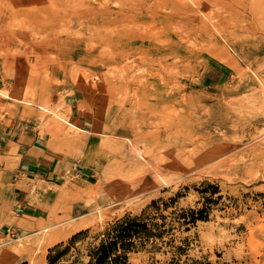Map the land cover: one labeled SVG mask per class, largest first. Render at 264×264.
Masks as SVG:
<instances>
[{"label":"rangeland","instance_id":"374dc122","mask_svg":"<svg viewBox=\"0 0 264 264\" xmlns=\"http://www.w3.org/2000/svg\"><path fill=\"white\" fill-rule=\"evenodd\" d=\"M263 79L264 0H0V264L126 216L131 264H264Z\"/></svg>","mask_w":264,"mask_h":264},{"label":"trees","instance_id":"16d2710c","mask_svg":"<svg viewBox=\"0 0 264 264\" xmlns=\"http://www.w3.org/2000/svg\"><path fill=\"white\" fill-rule=\"evenodd\" d=\"M86 234L87 231H81L73 235L67 245L62 243L50 249L49 264H58L65 259ZM154 235L142 216H126L110 225L95 242L87 246L86 261L80 260L78 251L77 256L69 257L65 264H131L130 254L143 248Z\"/></svg>","mask_w":264,"mask_h":264},{"label":"crops","instance_id":"0c3cea01","mask_svg":"<svg viewBox=\"0 0 264 264\" xmlns=\"http://www.w3.org/2000/svg\"><path fill=\"white\" fill-rule=\"evenodd\" d=\"M9 152L12 158H17L18 156L17 159H19V161L17 162L16 166L11 171V173L18 174L17 176H21L19 178L20 179L19 181H22L21 182L22 184H24L23 181L26 182V180L30 179L29 178L30 175L35 174V176H40L42 178L46 176V173L48 171L47 170L48 161L46 159V156L42 154L43 153L42 148L38 146H31V145H24L17 143V147L12 146ZM24 190L25 187L23 185H18L15 189V191H18L19 194L24 193ZM23 204L25 203L23 202ZM18 206H20V204H18Z\"/></svg>","mask_w":264,"mask_h":264},{"label":"bare ground","instance_id":"6f19581e","mask_svg":"<svg viewBox=\"0 0 264 264\" xmlns=\"http://www.w3.org/2000/svg\"><path fill=\"white\" fill-rule=\"evenodd\" d=\"M247 74V73H246ZM249 75V74H248ZM245 77H246V75H245ZM260 78V77H259ZM247 79V78H246ZM251 80V79H250ZM264 80V79H263ZM243 81V80H242ZM257 90H259V89H257ZM256 91V90H255ZM253 92V91H252ZM257 92V91H256ZM254 93V95L255 94H258V93ZM261 93V92H260ZM264 96V95H263ZM261 98V97H260ZM264 98V97H263ZM255 99H256V97H255ZM263 100V99H262ZM260 101H261V99H260ZM263 103H264V101H263ZM264 105V104H263ZM44 109V108H43ZM47 110V109H46ZM40 112V111H39ZM220 120H218V122H220V123H227V120H228V118L227 117H220L219 118ZM230 122V121H229ZM58 126V125H57ZM221 126V125H220ZM62 130H63V128H62ZM124 130H127V129H124ZM264 130V129H263ZM262 132V131H261ZM224 134V133H223ZM224 139L226 138V137H223ZM227 141V140H226ZM227 143V142H226ZM220 145V144H219ZM223 145V144H222ZM225 147V146H224ZM223 147V149H217V153H220V154H225V153H227V148H224ZM258 147H254V150H256V155L255 156H264V151H261V149H260V151H257V150H259V148L257 149ZM216 153V154H217ZM211 155V156H210ZM206 156H209V157H212L213 156V154L211 153V154H208V153H206ZM47 227V226H46ZM44 234V233H43ZM72 235V234H71ZM46 238V237H45ZM46 240H47V238H46ZM55 240V239H54ZM57 240V239H56ZM59 240H60V238H59ZM40 242V241H39ZM45 242V241H44ZM42 243H43V240L39 243L40 244V247L39 248H41V246H42ZM44 245V244H43ZM37 247V246H36ZM39 250H41V249H39ZM39 250L37 251V252H39ZM42 251V250H41ZM42 253H43V251H42ZM36 256V255H35ZM40 259V258H39ZM38 263H39V261H38Z\"/></svg>","mask_w":264,"mask_h":264}]
</instances>
